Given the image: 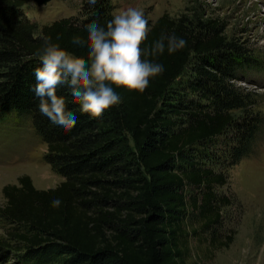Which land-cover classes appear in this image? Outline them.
I'll use <instances>...</instances> for the list:
<instances>
[{
  "label": "trees",
  "instance_id": "16d2710c",
  "mask_svg": "<svg viewBox=\"0 0 264 264\" xmlns=\"http://www.w3.org/2000/svg\"><path fill=\"white\" fill-rule=\"evenodd\" d=\"M31 1L0 0V123L29 120L47 145L44 161L65 181L38 190L25 175L3 188L0 216L9 229L0 259L17 252L20 264H187L191 237L222 245L231 204L216 191L228 182L223 169L254 154L264 134L258 96L236 84L252 57L204 12L145 17L142 49L161 34L184 38L186 47L147 57L164 72L142 93L114 88L121 103L98 118L81 114L62 86L58 95L78 117L67 130L38 110L37 51L50 37L86 59L87 48L72 38H86L93 21L105 26L112 0H83L78 17L43 27L23 13ZM190 216L198 227L190 229Z\"/></svg>",
  "mask_w": 264,
  "mask_h": 264
},
{
  "label": "rangeland",
  "instance_id": "374dc122",
  "mask_svg": "<svg viewBox=\"0 0 264 264\" xmlns=\"http://www.w3.org/2000/svg\"><path fill=\"white\" fill-rule=\"evenodd\" d=\"M82 3L52 0L39 6L31 1L23 7V13L30 22L43 27L78 17ZM112 5L113 15L135 8L153 23L164 14L178 18L196 11L219 20L228 38L252 57V66L240 72L236 84L258 96V110L264 117V0H112ZM46 152L47 145L35 136L29 120L12 117L0 123V209L6 204L3 188L18 184L22 176L31 177L38 190L53 189L65 181L44 161ZM223 172L227 185L216 191L231 204L223 210L218 232L222 245L210 247L202 233L191 237L187 264H264V134L254 154L235 166L224 167ZM188 222H193L192 216ZM198 225L192 223L190 229ZM8 229L0 216V240ZM229 237L232 242L226 246ZM18 256L13 252L9 259H0V264H20Z\"/></svg>",
  "mask_w": 264,
  "mask_h": 264
},
{
  "label": "clouds",
  "instance_id": "9594fccd",
  "mask_svg": "<svg viewBox=\"0 0 264 264\" xmlns=\"http://www.w3.org/2000/svg\"><path fill=\"white\" fill-rule=\"evenodd\" d=\"M89 2L95 4L97 0ZM85 27L86 38L74 36L72 43L87 48L86 59L52 42L50 37L43 38V46L37 51L41 66L34 69L33 91L39 100L38 110L54 125L67 130L75 127L78 117L68 110L67 97L58 95L62 86H67L81 114L101 117L121 103L114 88L142 93L152 78L164 72L162 64L147 57H156L165 50L173 54L187 44L175 34H161L142 49L149 33L148 20L135 8L115 14L105 26L93 21ZM61 203L53 199L51 206L59 208Z\"/></svg>",
  "mask_w": 264,
  "mask_h": 264
},
{
  "label": "water",
  "instance_id": "95a60500",
  "mask_svg": "<svg viewBox=\"0 0 264 264\" xmlns=\"http://www.w3.org/2000/svg\"><path fill=\"white\" fill-rule=\"evenodd\" d=\"M32 1L38 4L39 6H41V5L49 3L52 0H32Z\"/></svg>",
  "mask_w": 264,
  "mask_h": 264
}]
</instances>
